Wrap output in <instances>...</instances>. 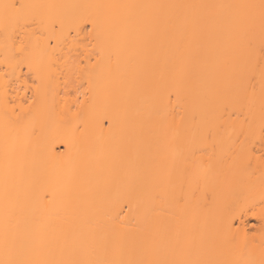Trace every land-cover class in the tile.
<instances>
[{
	"label": "bare ground",
	"instance_id": "1",
	"mask_svg": "<svg viewBox=\"0 0 264 264\" xmlns=\"http://www.w3.org/2000/svg\"><path fill=\"white\" fill-rule=\"evenodd\" d=\"M263 61L264 0H0V264H264L242 162L178 143L264 122Z\"/></svg>",
	"mask_w": 264,
	"mask_h": 264
},
{
	"label": "rangeland",
	"instance_id": "2",
	"mask_svg": "<svg viewBox=\"0 0 264 264\" xmlns=\"http://www.w3.org/2000/svg\"><path fill=\"white\" fill-rule=\"evenodd\" d=\"M72 17H75V15H72ZM83 26H85L86 27V25H85V23H84V21L83 20H78V21H76V22H72V23H70L68 26H67V32L69 33V39H67V40H65V41H63V43H61L60 45H59V48L58 49H56L55 51L56 52H66L67 53V55H69V57L71 58V59H73V58H75V59H77V60H80L79 62H80V65L81 66H83V64H84V57H85V52H86V41L84 40V36H83V33H81V29H82V27ZM76 29H78V30H76ZM50 45H52V46H54V43L53 42H51L50 43ZM59 56H60V54H58ZM247 65H249V66H251V65H255L256 66V68H257V66H261V67H264V61L263 62H259V63H248ZM77 68V69H76ZM25 68L23 67L22 68V70H24ZM82 69H84V67H80V70L78 69V67H73L71 70H69L68 72H66V71H64V73L62 74V75H60L59 76V78H60V81L61 82H63V81H67V84H74V83H76V81L77 80H79V78H80V76H81V74H82ZM260 69V68H259ZM256 74V73H255ZM254 74V75H255ZM258 75H259V73H257ZM249 75V74H248ZM263 75H264V73H263ZM256 76V75H255ZM255 76L253 77H251V76H249V77H251L250 78V81H252V80H254V81H257L256 80V78H255ZM257 77V76H256ZM264 77V76H263ZM254 78V79H253ZM259 78V77H258ZM262 79V78H261ZM247 81H248V76H247ZM253 81V82H254ZM253 82H251V83H253ZM258 82V81H257ZM247 83H249V82H247ZM250 83V84H251ZM254 83H256V82H254ZM256 85V84H255ZM206 124V126H203V123L201 124H198L197 126H195L194 128V131L192 132V130L190 129V128H192L193 129V127L192 126H187L189 129H190V131L193 133V135H194V133L196 132L197 133V131H199L198 133H197V135H196V133H195V135L197 136H195V137H192L191 138V135H184L185 137H186V139L185 140H182L181 138H183V137H181L180 139H181V142H180V140H178V143H181V144H179V146L180 145H186V147H189L188 145H189V143L190 144H192V146L190 145V147H192L189 151H190V154H191V152H193V154H191L192 155V157H193V155H194V153H196L195 155L198 157V155L197 154H202L201 152L203 151V150H205V151H208V149H210L209 148V146L208 145H210L211 146V148H215L214 149V152L216 153V151L217 150H219L220 149V147H221V151L219 150V151H217V152H220V154H217V155H220L219 157H221V160L220 161H223L222 160V157H225L224 159H227L228 161H231V162H228L227 161V163H228V165H230V163H232L233 164V162L232 161H235V159L237 160V159H239L242 163H237L238 165H239V168H237L236 169V171H234V173H236L237 172V176H238V174H241V176H244V178L243 179H245V181H247V182H245L244 180V188L246 189V191H247V186H249V184H251L252 186H251V189H250V192H248V193H244V195H245V198H244V196H243V198L242 199H244V202H246V204H244L245 206L247 205L248 207H249V205L251 206V204L248 202V201H255V204H254V206H260V205H264V187H263V183H264V179L263 178H258L257 180H259V179H261V181H262V183H260L259 181H257V183H256V179L254 180V178L257 176V174H259L260 173V177H262V175H264L263 174V172H264V122L263 121H261V120H257V121H255V122H252V123H247L248 124V126H249V128L247 127V124H245V125H243V127L241 128L240 127V125L239 126H237V130L235 129V127L232 125L231 126V124H226V125H224V127H223V125H219V127H217L216 126V124H214V126H216V128L213 126V125H211V126H213V128L214 129H217V130H215V132L216 131H218V132H216V135L214 134V135H212L211 134V132L209 133V131L208 130H213L212 128L210 129V128H208V126H209V124L207 125V123H205ZM204 124V125H205ZM202 125V126H201ZM200 126V127H199ZM248 128H246V127ZM202 127V128H201ZM226 127V128H225ZM241 129H243V128H245V129H247V130H245V129H243V130H240V128ZM197 128H199V129H197ZM203 128H205V129H207V131H204V130H202ZM218 128H219V130H218ZM197 129V130H196ZM196 130V131H195ZM240 130V132H238ZM212 132H214V131H212ZM192 133H190V134H192ZM204 133H207V134H204ZM218 133V134H217ZM192 135V136H193ZM188 136H190V137H188ZM184 137V138H185ZM170 139H172V137H171V135H169L167 138H166V140H167V143L169 142L170 143ZM213 139H216L215 140V142H214V140ZM174 140H171V142H173ZM190 141V142H189ZM220 141V142H219ZM197 142V143H196ZM175 143H177V142H175ZM173 144V143H172ZM208 144V145H207ZM174 145V144H173ZM178 145V144H177ZM185 145L183 146L184 148H185ZM213 145V146H212ZM195 147V149H194V147ZM204 147V148H202V147ZM208 146V148L206 149V147ZM238 146H239V148H238ZM181 147V146H180ZM222 148H224V149H222ZM229 148V149H228ZM201 149H202V151H201ZM238 149V150H237ZM240 149V150H239ZM259 149V150H258ZM204 151V152H205ZM210 151V150H209ZM227 152V154L226 155H223V154H225L226 152ZM228 151H230V152H232V153H234L233 154V156H232V153L230 154H228ZM234 151V152H233ZM258 151V152H257ZM236 152H237V154H236ZM242 152V153H241ZM258 153V154H257ZM204 155V154H203ZM216 155V156H217ZM229 155V157H233L232 159L231 158H229V157H227ZM231 155V156H230ZM237 155V156H236ZM257 155H258V157H257ZM255 156V158H253ZM260 156V157H259ZM199 157H200V155H199ZM238 157V158H237ZM263 157V158H262ZM169 158V157H168ZM216 158V157H215ZM214 158V159H215ZM170 159V161H169V163H168V168H169V166H171L172 167V165H173V163H172V165L170 164L171 163V161H173V160H171L172 159V157H170L169 158ZM168 159V160H169ZM218 159V158H217ZM259 159V160H258ZM262 159V160H261ZM238 160V162H240ZM197 161V160H196ZM196 161H195V163H196ZM206 162V160H203V162ZM209 161H214L213 159H210ZM220 161H219V163H220ZM225 162V161H224ZM210 162H208V164H209ZM235 163V162H234ZM244 163H245V165H244ZM206 164H207V162H206ZM220 164H224V163H220ZM230 165L231 167L230 168H232L233 166H234V164L233 165ZM240 164H243V166H246V168L245 167H243V166H240ZM228 165H226V166H228ZM170 167V168H171ZM237 167V166H236ZM235 167V168H236ZM242 167V168H241ZM248 167L249 168H253V169H255V170H251V172H248L249 171V169H248ZM170 168L168 169V171L170 172ZM234 168V167H233ZM233 168H232V170H233ZM234 168V169H235ZM245 170H244V169ZM172 169H173V167H172ZM246 169H248V170H246ZM244 170V171H243ZM257 170H258V173L256 174V172H257ZM231 171V170H230ZM241 171H242V173H241ZM260 171V172H259ZM172 172V171H171ZM240 172V173H239ZM245 172V173H244ZM252 172H254V173H252ZM246 173H247V175H248V177H247V175H246ZM250 173V174H249ZM170 174V173H169ZM243 174V175H242ZM254 174V175H253ZM246 175V176H245ZM250 175H252V177L250 176ZM173 176H174V174H173ZM241 176H240V178H241ZM250 176V177H249ZM255 176V177H254ZM170 177L171 176H169L168 175V178L170 179ZM258 177H259V175H258ZM249 178V179H248ZM250 178H251V182H250ZM253 178V179H252ZM168 179V180H169ZM175 179V178H174ZM248 179V180H247ZM263 179V180H262ZM172 180V179H171ZM238 180H240V179H238ZM241 180H242V178H241ZM175 181H176V179H175ZM227 181V180H226ZM169 182H171V181H169ZM259 182V183H258ZM168 182H166V184H167ZM173 183H174V180H173ZM173 183L171 182V183H169V186H171L172 188H173ZM176 183V182H175ZM177 183H178V181H177ZM176 183V184H177ZM246 183V184H245ZM171 184V185H170ZM248 184V185H247ZM185 185V184H184ZM168 186V185H167ZM166 185H164V187L166 188L165 189V192L167 193V191L166 190H168L169 191V187H167ZM190 186V185H189ZM195 186L196 185H194V188H195ZM198 186V185H197ZM255 187V189L256 190H254V188L252 189V187ZM175 187H177V185H175ZM180 184H178V188H179V190L177 189V188H173V189H176V190H178V192L180 191ZM185 186H183V188H184ZM193 187V186H192ZM201 188V186H198V187H196L195 189L196 190H200L199 192L200 193H198V192H196V191H193L194 193H192V194H195V192H196V198H194V201L192 200L190 203H192V204H194V203H200V202H202V199H203V197H204V199L206 198L207 199V201H205L204 199V201L205 202H208V199H209V197H210V193H213V192H211L210 190H208V191H210V192H208L207 191V189H206V187H202L203 189L201 190V189H198V188ZM169 188V189H168ZM171 188V189H172ZM208 188V187H207ZM211 188V187H210ZM189 189V188H188ZM195 189H193V190H195ZM209 189V188H208ZM183 190V189H182ZM254 190V191H253ZM259 190H262V193H261V191H259ZM172 191V190H171ZM171 191H169V193H171ZM174 191V190H173ZM186 191H188V190H186ZM249 191V190H248ZM252 191V192H251ZM257 191V192H256ZM258 191H259V193H258ZM175 192V191H174ZM173 192V193H174ZM177 192V191H176ZM177 192V193H178ZM184 192H185V190H184ZM253 192H255L256 194H254L253 196H257V195H259V196H257V197H260V198H257V197H253L252 198V194H253ZM172 193V194H173ZM180 193V192H179ZM178 193V194H179ZM252 193V194H251ZM258 193V194H257ZM261 193V194H260ZM172 194H169L168 196H170V197H172L171 195ZM176 194V193H175ZM178 194L176 195V196H178ZM198 194H199V196H198ZM248 194H250L251 195V197L250 198H247V195ZM179 195H182V194H179ZM183 195H184V193H183ZM185 195L187 196V194L185 193ZM262 195V196H261ZM175 196V195H174ZM193 197H194V195H192ZM165 197V196H164ZM212 197V196H211ZM263 197V198H262ZM167 198V199H166ZM166 204H167V206H168V204L169 203H167V201H170V202H172L171 200H173V198L174 197H172V198H168L167 196H166ZM179 198V197H178ZM184 198H186L187 199V197H184ZM198 198V200L196 201V199ZM200 198V199H199ZM247 198V199H246ZM254 198H256L257 200H255ZM162 199H163V197H162ZM164 199V200H165ZM168 199H171V200H168ZM176 197H175V201H176ZM213 199V198H212ZM212 199H210V200H212ZM241 199V201H240V204L242 203V200ZM246 199V200H245ZM260 199V200H259ZM160 200H161V198H160ZM180 200V199H179ZM181 200H182V198H181ZM180 200V201H181ZM263 202H262V201ZM182 201H184V199L182 200ZM188 201V200H187ZM196 201V202H195ZM199 201V202H198ZM161 202V201H160ZM165 202V201H164ZM186 202V201H185ZM194 202V203H193ZM260 204V205H258V203ZM162 204H163V202H161ZM203 203V202H202ZM254 203V202H253ZM253 203H252V206H253ZM165 204V203H164ZM164 204H163V206H164ZM173 204H176V202L174 203L173 202ZM172 203H171V205H173ZM178 204V203H177ZM249 204V205H248ZM179 205V204H178ZM243 205V204H242ZM162 206V207H163ZM166 206V205H165ZM170 206V205H169ZM246 206V207H247ZM166 208H169V207H166ZM255 207H253V208H251V209H254ZM257 208V207H256ZM255 208V209H256ZM261 208V207H260ZM249 210H250V207L248 208ZM258 209V208H257ZM163 210H164V208H163ZM172 210V209H171ZM171 210H168V213H170V211ZM164 212H167L166 210H164ZM172 213V212H171ZM170 213V214H171ZM169 214V215H170ZM252 222H254V223H256V221L255 220H252ZM262 241V240H261ZM261 241H257L256 243L258 244V243H261ZM179 248V247H178ZM191 248V247H190ZM189 248V249H190ZM193 248V247H192ZM194 249V248H193ZM191 250V249H190Z\"/></svg>",
	"mask_w": 264,
	"mask_h": 264
}]
</instances>
